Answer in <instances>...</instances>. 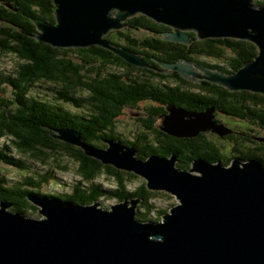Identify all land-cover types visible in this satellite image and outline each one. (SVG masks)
Returning a JSON list of instances; mask_svg holds the SVG:
<instances>
[{
	"label": "water",
	"instance_id": "obj_1",
	"mask_svg": "<svg viewBox=\"0 0 264 264\" xmlns=\"http://www.w3.org/2000/svg\"><path fill=\"white\" fill-rule=\"evenodd\" d=\"M256 1L264 2L52 0L53 23L31 20L38 41L65 48L98 45L144 68L150 67L140 54L105 37L136 14L171 27L161 39L172 42L190 43L188 31L198 39L246 40L256 46L257 55L234 73L186 59L156 61L167 71L150 69L165 74L176 71L189 81L204 79L231 91L264 94V5ZM213 111L168 105L160 129L180 138L203 131L229 134L231 130L214 119ZM51 130L55 133L50 137L79 146L102 164L133 172L145 179L150 191L163 190L178 203L154 223L136 220L140 199H125L103 209L98 201L78 205L54 197L26 196L39 207L41 218L11 212V204L2 200L0 264H264V166L256 160L233 158L224 165L196 159L189 170H182L175 165L176 155L142 161L132 147L119 141H102L108 146L95 149L74 130Z\"/></svg>",
	"mask_w": 264,
	"mask_h": 264
},
{
	"label": "trees",
	"instance_id": "obj_2",
	"mask_svg": "<svg viewBox=\"0 0 264 264\" xmlns=\"http://www.w3.org/2000/svg\"><path fill=\"white\" fill-rule=\"evenodd\" d=\"M31 19L53 23L52 0H0V54L18 61L14 69L0 70V163L21 173L20 179L10 181L0 172V201L10 203L11 212L36 218L31 215L39 213V207L26 196L54 197L78 205L110 196L119 202L140 199L135 218L141 222L157 223L165 214L155 209L156 216H151L153 204L149 201L156 192L146 187L145 179L128 188L138 175L102 164L79 146L50 137L55 133L51 129L74 130L83 143L95 149L108 146L102 141H119L132 147L142 161L149 156L176 155L175 165L182 170H189L196 159L224 165L233 158L254 159L264 166V135H259L264 133V94L231 91L204 79L189 81L176 71L165 74L150 69L167 71L156 61L195 58L204 67L234 73L257 55L253 43L229 37L172 42L161 39L163 24L136 14L123 28L105 37L113 45L140 54L150 67L144 68L98 45L65 48L38 41ZM129 28L147 35L134 36ZM38 87L45 91L34 94ZM139 103L145 104L143 109ZM168 105L198 112L213 109L214 119L231 132L224 136L213 133L217 141L206 135L210 131L194 137L168 135L160 129ZM126 108L140 110L144 116L141 130L131 139L116 127ZM230 120L237 124L230 127ZM243 128L247 131H240ZM70 162L71 167L67 165ZM70 170L77 179L68 191L63 190L67 184L61 181L54 193L41 190L45 184L55 183V173ZM100 177L111 187L97 183Z\"/></svg>",
	"mask_w": 264,
	"mask_h": 264
},
{
	"label": "rangeland",
	"instance_id": "obj_3",
	"mask_svg": "<svg viewBox=\"0 0 264 264\" xmlns=\"http://www.w3.org/2000/svg\"><path fill=\"white\" fill-rule=\"evenodd\" d=\"M130 33H132L134 36L137 37H142L147 35V33L143 30H135L133 28H129ZM17 59L12 56V55H1L0 54V70L8 72L12 69H14V67L17 65ZM45 90L42 87H38L37 90L33 91V93H43ZM145 106L144 103H139L138 107L139 109H143V107ZM139 111V112H137ZM142 112V111H141ZM140 110H136V109H124V112L122 113L121 116H119L118 119V123L116 124L117 130L120 134L124 135V137L126 139H131L137 132H139L141 130V119L144 117L142 116ZM230 127H233V125L237 124L235 121L230 120L229 121ZM160 124V122H159ZM243 125V124H240ZM242 132H246V129H242L240 130ZM259 135L263 136L264 133H259ZM222 143H225L226 145H228L227 142L222 141ZM69 167H71V162L67 164ZM0 172L4 173V175H6L8 177V179H10V181H14L16 179H20V175L21 173L11 169V168H7L6 166H3L0 163ZM192 174H199L198 172H191ZM55 178L53 181L55 183H48L45 184L43 187H41V190H43L46 193H54L56 192L57 189H59V183L63 182L65 184H67L66 186L63 187L64 191H68L70 189V185L71 183L74 181V179H77L76 175L73 173V171H69L68 173H61V172H57L55 173ZM144 183V179L142 177H138V179H135L131 182V184L127 185L128 188H132L138 184ZM97 183H101L103 185L104 188H109V186L111 187V183L107 181L106 178L100 177L99 180H97ZM156 194L155 196L152 197V199L149 201L150 203L153 204V209H152V213L151 216L155 217L156 216V210H164V213L169 212L170 208L173 207L176 203H178V201L176 200V198L172 195V194H168L163 190H158L155 191ZM100 202V208H104V209H109V207L111 205H114L116 203H118L119 201L116 198H110V196H103L101 198L98 199ZM32 217H36V218H41L43 217L42 214L39 213H35L33 215H31ZM162 218H160L159 222L162 221Z\"/></svg>",
	"mask_w": 264,
	"mask_h": 264
},
{
	"label": "flooded vegetation",
	"instance_id": "obj_4",
	"mask_svg": "<svg viewBox=\"0 0 264 264\" xmlns=\"http://www.w3.org/2000/svg\"><path fill=\"white\" fill-rule=\"evenodd\" d=\"M164 25V24H163ZM168 31H172V28L171 27H169V26H166V25H164V27L162 28V30H161V34H160V36L162 37V34L163 33H165V32H168ZM187 34H189V40H190V43H193L194 42V39L195 38H197L196 37V35H195V33L194 32H191V31H188L187 32ZM198 39V38H197ZM199 40H202V39H199ZM189 44V43H188ZM180 59H184V58H179V59H177L175 62H177V61H179ZM195 59V58H194ZM190 60L189 59V61H192V62H194L196 65L198 64V65H200L199 63H196L197 61V59H195V60ZM187 60V59H186ZM200 60V59H199ZM198 60V61H199ZM201 66H203V65H201ZM214 69V68H213ZM198 80V79H197ZM209 134H206V135H208L209 137H210V139H215L216 140V135L215 134H213V133H210V132H208ZM217 141V140H216Z\"/></svg>",
	"mask_w": 264,
	"mask_h": 264
}]
</instances>
